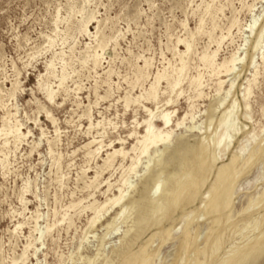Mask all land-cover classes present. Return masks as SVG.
I'll return each mask as SVG.
<instances>
[{
    "label": "rangeland",
    "instance_id": "rangeland-1",
    "mask_svg": "<svg viewBox=\"0 0 264 264\" xmlns=\"http://www.w3.org/2000/svg\"><path fill=\"white\" fill-rule=\"evenodd\" d=\"M182 40L192 44L185 56ZM216 52L219 64L236 53L242 58L235 75L218 76L204 64V55ZM263 56L264 0H0V130L20 125L26 134L18 143L0 134V264H92L96 258L93 264L111 259L113 264H129L135 254L132 264H195L198 259L222 264L233 248L263 234L264 204L243 213L264 193L263 161L239 179L225 226L217 227L205 207L216 181L223 180L219 171L228 166L230 176L238 158L240 171L250 152L257 159L264 146ZM182 59L187 71L180 86L172 92L164 79L158 101H146L159 73L168 74L170 82L178 78ZM195 79L202 89L192 85ZM220 81L225 84L219 92ZM48 86L55 93L53 102L47 98ZM248 87L253 93L245 100ZM140 96L127 107L126 97ZM232 106L239 128L231 146L226 139L220 147L197 200L180 209L169 202L159 225L160 220L151 218L147 199L154 180L162 170L170 175L181 163L201 177L202 145H209L212 156L220 119ZM163 111L173 113L174 125L188 119L183 127H174L171 151L157 155L167 166L153 163L148 171L155 150L141 156L136 173L130 174L134 188L123 202L126 218L116 220L120 205L89 229L94 212L88 207L119 194L132 158L139 155L131 150L145 133L144 121L154 112V125L162 130ZM95 140L93 150L103 147L91 159L86 145ZM114 148L129 155L118 156L114 167L102 172ZM97 172L101 175L95 181ZM189 215L195 220L184 229ZM109 224L114 226L107 235ZM219 228V248L208 249ZM129 230L133 232L121 246ZM185 236L188 258L180 256ZM243 264H264V250Z\"/></svg>",
    "mask_w": 264,
    "mask_h": 264
},
{
    "label": "bare ground",
    "instance_id": "bare-ground-1",
    "mask_svg": "<svg viewBox=\"0 0 264 264\" xmlns=\"http://www.w3.org/2000/svg\"><path fill=\"white\" fill-rule=\"evenodd\" d=\"M92 20H93V18H91L87 22L86 26H84V30H83L84 32L90 33V29L87 25ZM253 28H254V26H253ZM201 30H202V24L199 28V31H201ZM260 39H262V38H260ZM179 44H183L186 47V51L184 52V54L182 53L183 56H185L191 52L192 44H190L188 42V40L187 41L182 40V41H180ZM100 47H103L102 43H101ZM216 57H217V52L213 53V55H210V54L204 55L202 60L205 62L204 64H206L210 69H212L215 73H218V76L222 75V74H225L227 77L235 75L237 66L239 64H241V62H242V58H238L237 53L233 54V56L230 59H225V62L222 64L217 63ZM93 58H94V66L98 67L99 63H100V55L96 54L95 56H93ZM263 61H264V56H263ZM146 66H148V65H146ZM48 67H49V69L48 68L47 69L49 71L52 69L53 64H51ZM185 71H187V64L182 59V67L177 72L178 78H176L173 82H170L169 79H167L168 74L166 75L165 73H162V74L159 73L155 77L154 83L151 84L145 100L146 101H152L155 103L158 101L159 87H160L161 81L164 79L168 80V82H169L168 85L173 92L182 83V79H184L183 76H184ZM257 76H258V72H256V74H254L255 78ZM142 78H143V76H142ZM65 80H66V76H63L61 78V84L62 85L64 84ZM224 84H225V81H220L219 89H218L219 92L222 90ZM192 85H195V87L197 89H202V87H203L200 79H195L192 82ZM231 87L233 88V85ZM251 88L252 87H248L246 89V92L244 95L245 100H249L248 98L253 93V92L251 93ZM46 92H47L46 94L48 95V96L46 95L47 98H49L50 101L53 102V100L55 99L54 91L51 90L49 87V89ZM229 94H230V92L227 93V95H229ZM202 96H203V92L199 93L198 97L201 98ZM142 98H143V96H140V97L135 98V99H132L130 97H126L127 107H129L132 103H135V104L138 103ZM224 101L225 100L221 101V104H223ZM170 102L171 101H169L168 103H170ZM246 106H247V109L250 108L249 107L250 105H246ZM164 111L162 112L163 114L161 115V119L163 121L162 123L164 124V126H163L164 128L162 130H158L156 128V126L154 125V119L157 116L154 112H152L149 115L150 116L149 119L144 121L145 133L140 138L138 137L139 140H138L136 146H134L131 150L133 153H136L138 151L139 155L136 156L135 158H132L133 163H132L131 167L129 168V176L122 180L121 188H119V194L113 195L112 198H107V200L105 201L104 204H98V206H96V204H93L92 206L88 207V208L92 209L94 212V216L91 218V220L89 222V229L95 228L94 226L100 221V219L103 217V215L105 213H108L111 209H113L117 206H120V205H122V211L119 214V218H117L116 220H118V219L121 220L123 218H126L128 211H127V208H124L125 205H123V202L128 197V193L134 188L130 182V176H131L130 174L136 173L138 165L141 162V156L149 155V152L152 149L155 150L156 156L159 154H165L168 151H171L170 148H171V145L173 144V139H174V134H175L174 127H176V128L183 127L185 124V121L188 119H187V117H185L183 120H179L176 123V125H174L173 120H172V114L173 113L172 112L164 113ZM235 114H236V108H235V106H232L231 109L229 111H226L223 114L222 118L220 119L218 130H221V132L219 134L217 132L215 138H213V140H212V146L214 148V153L212 156H211V153L209 151V145L206 143H204L202 145V150H201V153L199 154L200 166L202 168V170H201L202 176L201 177L197 176L194 173V171L187 169L185 167V164L181 163L179 169L175 170L170 175L166 176L165 172L162 170L160 172V174L158 175V178L154 180V184H153V186H152V188H151V190L147 196V199H148L149 204H150L151 218L155 221L160 220L158 222L159 225H161L163 223L164 219L167 217V204L169 202H171L176 208L180 209L183 205L185 208L187 205L193 204L197 200L202 189L207 184V181L209 179L210 174L212 173L211 171L209 172V170H210L209 168H211V170H212L214 168L216 162H218V159L220 156V155H218L220 147L222 146V144L225 142L226 139H229L228 143H229V147H230L231 142L233 141V139L237 135L236 130L239 127L236 124ZM190 117L192 119H194V114H190ZM8 125H4V126L7 127ZM91 127H93V125H91ZM192 129H194V128H192ZM2 133H4V135L6 137H9V136L13 137L15 143L20 142L22 140V138L26 137V134L22 131L20 125L14 126V127L9 126L7 128H4L3 130H0V134H2ZM137 134L138 133H135V132L133 133V135H137ZM7 142H9L8 139H7ZM96 142H97L96 140L93 142L91 141L89 144L86 145V148L88 149L87 155L91 159L94 158L95 156H97L103 147L101 145L99 148L93 150L92 146ZM128 155H129V152L125 151V149L114 148L111 153H108L107 159L104 160V165L102 167H100V170L103 172L105 169H111L112 167H114V164L116 162V158L118 156H120V157L122 156L123 159H125ZM239 159L240 158H238L237 161L233 162L234 172L231 173L230 176H226L228 166L225 168H222L219 171L218 176L220 179H223V180L221 183H219V180L216 181L215 185L213 186V188L211 190L213 193V197L205 205L206 209L209 210L212 214H214L213 219H214V223L216 224L217 227H220L223 223L225 224V220L228 221V219H229L226 212L228 210L232 209V207H233L232 206L233 198L236 194L237 187L239 184V179L241 178V176L243 174H245L247 172V170L254 167L260 161L264 162V146L263 147L260 146L259 156L257 157V159H254V154L252 152H250V156H249V159L246 161V164L241 168L240 171H237V164L239 162ZM153 163H156L158 166H163V168H165L167 166L166 163H164L161 160V157L157 156L156 158H154V160H151L148 163L147 168H146V169H148V171L152 170V168H153L152 164ZM146 174H149V173L147 172ZM100 175L101 174L99 172H97L96 177H95V181L98 180ZM171 182H173V186H172V189H169L168 187H169V184ZM92 184H94V182H92ZM110 187H111V185L109 186V188ZM207 199H208V197H207ZM207 199L205 200V202L207 201ZM261 204H264V193L261 194L260 197L256 201H252L250 203L249 207H247L243 211V213H248L252 208L258 207ZM145 220H146V218H145ZM194 220H195V218H193V217H191V215H189L184 220V229L187 228L188 226H190ZM113 226H114V224H109L107 226V231H108L107 235L110 234L111 230L113 229ZM223 227H221V228H223ZM228 227H229V225H228ZM173 229H175V228H173ZM133 230L127 231L124 234V236L121 237V240H122V242L120 243L121 246H124L125 241L127 243L129 235H130V233L133 232ZM118 231L119 230H116V232H118ZM174 231H176V230H174ZM116 232H114V233H116ZM220 237H221V230L219 228L217 231H215V233H212L207 248L210 249L214 246H218L219 243L221 242ZM169 238H172L171 234L169 235ZM151 242H150L149 246L151 245ZM217 248H219V246ZM180 250H181L180 256L182 258H186V257L188 258L189 248H188V238L186 236L182 237L181 244H180ZM263 250H264V233L263 234H257L255 236H253L252 238H249L244 244L238 245L237 247L233 248L230 252L225 254L222 264H243V263L247 262L254 255L259 257L261 254H263ZM205 253L206 252H203V255H205ZM136 255L137 254L133 255L132 258ZM132 258L130 259L129 264L133 263ZM97 259L98 258H96L95 260H91V263L93 264ZM113 262L114 261L111 259V260H108L105 264H113ZM195 264H202V262L200 261V259H198Z\"/></svg>",
    "mask_w": 264,
    "mask_h": 264
}]
</instances>
